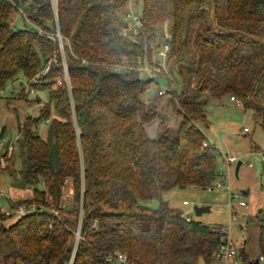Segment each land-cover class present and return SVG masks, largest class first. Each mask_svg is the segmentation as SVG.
I'll return each mask as SVG.
<instances>
[{"label": "trees", "instance_id": "16d2710c", "mask_svg": "<svg viewBox=\"0 0 264 264\" xmlns=\"http://www.w3.org/2000/svg\"><path fill=\"white\" fill-rule=\"evenodd\" d=\"M128 3L57 0L56 16L52 0H0V101L20 75L31 93L49 94L48 103L35 101L39 117L19 127L22 169L15 168L14 145L0 159V183L6 172L16 186L32 192L31 198L8 199L9 216L0 210V264H112L108 259L117 253L126 255V264L214 259L221 240L214 228L187 221L163 195L177 188L214 189L219 152L214 145L204 147L201 128H209L210 101L238 99L264 130V0H226L222 15L218 0L214 8L209 0H142L139 45L122 35ZM201 6L216 22L203 33L201 25L194 28L198 21L192 22ZM14 12L24 28H13ZM166 23L171 34L164 61L156 30ZM58 33L65 42L70 88L63 81ZM145 65L153 78H141ZM163 78L165 94L159 89L154 99L144 100ZM167 94L181 120L178 127L160 121L152 139L146 126L158 119ZM21 97L28 98L24 92ZM42 121L48 125L46 138L37 131ZM140 200L160 204L150 209ZM21 206L37 209L17 217ZM258 248L264 255V221ZM241 254L250 260L244 249Z\"/></svg>", "mask_w": 264, "mask_h": 264}, {"label": "rangeland", "instance_id": "374dc122", "mask_svg": "<svg viewBox=\"0 0 264 264\" xmlns=\"http://www.w3.org/2000/svg\"><path fill=\"white\" fill-rule=\"evenodd\" d=\"M209 1L212 8H214L216 0ZM218 3L221 10L220 15L226 14V0H218ZM141 10L142 0H139L134 11L141 13ZM201 10L204 11H201V14L200 12L197 14L198 20L194 18L192 22L198 21L194 28L198 29L201 25L203 27L201 32L203 33L206 25L209 26L210 22L212 24L216 22L214 13L209 9H204L203 6H201ZM12 22L14 29L25 27V22L19 12L13 13ZM188 26H186L187 31L194 35L193 27L191 25ZM156 32V45L163 47L171 34L170 24L166 23L159 26ZM218 32V29L215 28L212 32L213 36H216ZM141 78L147 80L151 76L143 70ZM28 84V80L23 75L18 76V80L6 86L2 92L3 98L0 101V159L5 154L6 149L14 145L16 148V170H21L23 167L20 153L17 149V142L20 137L19 127L25 123L27 118L32 117L35 119L39 117L40 106L35 103L37 98H40L43 104L49 102V94L47 92L34 91L31 93V88L28 87ZM159 89H168L165 78L159 79L158 84L154 82L144 93L143 99H154ZM23 92L28 97L27 99H22L21 94ZM170 102V94L163 96L158 109V119L146 126L148 135L152 139H157L158 137V123L160 121L166 122L171 127H178L180 123L181 119ZM207 119L209 128L204 126L201 128L206 134L208 144L214 145L219 152L217 153L219 178L215 182L214 189L177 188L166 192L163 195V199L171 207L179 209L185 215H190L195 221L213 228L228 226L231 223L230 206L233 207L237 214V220L233 222L235 228L234 239L237 248L240 252L244 249L250 260H256L260 255L258 248L259 226L261 221H264V173L261 155L264 154V130L260 122L254 119L252 109H246L243 104L237 105L231 102L229 97L224 98L222 101H210L207 106ZM245 129L249 130L247 134L244 133ZM37 131L39 135L46 138L48 131L46 122H40L37 126ZM225 155L235 157L237 162L232 166H228L225 162ZM239 162L243 164V167L237 176L236 167ZM250 164L254 166V170L249 167ZM4 167H6V163H4ZM1 180L0 193H5L4 197L0 199V210L2 212L9 211L8 199L10 198L15 201L31 198V190L16 186L8 173H3ZM218 183L222 184L223 190L217 188ZM66 190L67 195L64 200L68 201L71 200L73 195L72 186L70 185ZM244 192L248 193L247 196L243 195L242 199L247 204L245 208L238 207L240 202L238 198L235 197L229 200V193L238 196ZM184 202H188L189 206H184ZM139 203L150 209H157L160 204L158 200H140ZM196 207H208L210 212L197 217L195 214ZM15 220L16 218L10 219L5 222V225L8 226ZM240 227L244 229V234L239 232Z\"/></svg>", "mask_w": 264, "mask_h": 264}, {"label": "built area", "instance_id": "2783aa9c", "mask_svg": "<svg viewBox=\"0 0 264 264\" xmlns=\"http://www.w3.org/2000/svg\"><path fill=\"white\" fill-rule=\"evenodd\" d=\"M53 8L55 11V15L57 16V0H52ZM137 6L135 0H129L128 3V10L125 11V13L122 15L121 22H122V35L124 37L130 38L135 44H142V39L140 38V34L143 33L145 24L142 19V16L140 13H136L134 11V8ZM57 40L59 43L60 48V55L62 58V65L64 67L65 75H64V82L67 84L68 88H70V81L67 71V64L65 59V49H64V39L60 33L57 34ZM170 50L169 43L167 42L162 49L158 51V55L161 59L164 61L167 58V54ZM55 63H57V59L54 60ZM84 63H86L84 61ZM50 67H47L44 69V71L41 73L45 75L47 72H49ZM143 70L150 74L151 78H153L152 72L149 69L147 65L144 66ZM62 81H59L61 83ZM166 90H162L160 92V95L165 94ZM231 102L236 103L237 105H241V101L238 99H235L232 97ZM249 130L245 129L244 133H248ZM208 143H204V147H207ZM221 154V153H220ZM262 158L264 160V154H261ZM225 162L228 166H232L237 162V159L235 157H230L229 155H225ZM252 166V164H250ZM218 189L223 190V186L221 183H218L217 185ZM4 195V193H0V198ZM244 194H240L238 196L234 194L229 193V200L234 199L235 197L240 200L238 207L239 208H245L247 204L242 200ZM184 206H189L188 202L183 203ZM231 223L228 226H222V227H214V232L220 236L221 240L218 245L217 251L215 252L214 259L211 264H251L255 261H257V264H264V255H260L256 260H248L245 259L239 249L237 248L236 241L234 239V226L233 222L237 220V214L233 207H231ZM37 208L35 206H32L31 208H27L26 206H21L17 210V217L23 216L28 212L29 210L35 211ZM11 213L9 211L6 212V215H10ZM184 218L187 221H191L192 217L190 215H185ZM239 232L241 234H244V229L239 228ZM109 262L112 264H126L127 263V257L125 254L117 253L114 256H111L108 259ZM201 264H207V263H201Z\"/></svg>", "mask_w": 264, "mask_h": 264}, {"label": "water", "instance_id": "95a60500", "mask_svg": "<svg viewBox=\"0 0 264 264\" xmlns=\"http://www.w3.org/2000/svg\"><path fill=\"white\" fill-rule=\"evenodd\" d=\"M241 162H239L238 164H237V167H236V175L238 176V174H239V171H240V167H241ZM244 194V196H247V194L246 193H243ZM208 212H210V208H208V207H196L195 208V214H196V216L197 217H200V216H202L204 213H208ZM251 264H257V261H255V262H253V263H251Z\"/></svg>", "mask_w": 264, "mask_h": 264}, {"label": "crops", "instance_id": "0c3cea01", "mask_svg": "<svg viewBox=\"0 0 264 264\" xmlns=\"http://www.w3.org/2000/svg\"><path fill=\"white\" fill-rule=\"evenodd\" d=\"M242 164V163H241ZM242 167H243V164L241 165V167H240V171L239 172H241V170H242ZM251 169H253L254 170V166L252 165V166H249ZM246 173V172H245ZM244 193H246L247 195H248V193L247 192H244Z\"/></svg>", "mask_w": 264, "mask_h": 264}]
</instances>
